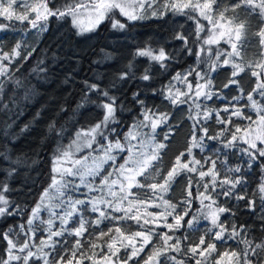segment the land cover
I'll return each mask as SVG.
<instances>
[{
    "label": "trees",
    "instance_id": "1",
    "mask_svg": "<svg viewBox=\"0 0 264 264\" xmlns=\"http://www.w3.org/2000/svg\"><path fill=\"white\" fill-rule=\"evenodd\" d=\"M72 2L73 0H50L49 7L63 11ZM238 2L239 0H216L215 7L225 8V13L229 17L240 16L248 22V36L240 48L241 55L246 57L248 54L251 55V52L254 55L259 54L261 45L257 44L253 33L256 29L263 28L264 22L260 20L262 14L259 9L243 5L233 11V6ZM114 19L124 23L125 28H113ZM197 19L200 24L203 23L207 27L206 21L198 12L190 10H185L183 13L169 12L157 18L135 21H129L117 14L112 19L106 18L91 31L79 32L71 16L62 19L49 17L43 30L39 27L32 28L27 21L22 23L15 19L7 20L0 17V24L7 26L0 29V52L11 54L16 45H20L19 55H13L10 61H5L8 71L6 75L0 77V85H2L0 87V182L7 184L9 190L4 194L16 208V214L13 216L0 217V232L7 231L10 227L14 228L15 232H20L15 226L25 224L32 208L40 202L41 195L52 184L53 177H57L54 169L56 165L61 164L59 156H63V151L68 150L75 157L84 156L90 151L89 148H83L79 153H72L73 144L78 140L77 133H80V136L84 135L96 124L101 123L105 115V109L101 105L107 103V99L96 91H89L87 87L89 84H96L100 90L108 91L109 96L116 98V111L115 119L101 129L103 136L98 135L95 143L107 145V141L108 143H115L116 140L124 142L128 130L143 121L145 112L166 115L168 119L161 123L154 133L157 143L166 145L160 150L161 159L153 165V174L157 169L161 173L156 177L155 182L162 183L164 176L175 164L176 157L192 147V136L195 131L197 143L201 147H192L191 155L182 157V162H188L194 157L201 161V165L196 167L200 171H208L211 164L205 163V160L209 157L217 160V187L215 191L210 187L205 193L203 185L211 183L210 176L201 180L198 172H181L175 177L166 193L157 192L155 197L147 189L134 188L132 192L140 201L155 200L162 205L160 199L162 197L163 200L176 206L173 215L168 216L167 223H174L173 216L183 215L188 211V215L184 216L182 221V227L173 230L164 227L163 223L156 222L141 227L133 220L115 221L111 218L97 225L91 221H95L99 214L92 213L89 205L88 209L83 210L84 219L90 222L86 226L87 231L81 237L69 234L79 226L80 216L74 215L66 225L68 231L60 237H53L55 247H45L44 253L47 254L49 264H58L62 257L63 264H67L68 260H72V264H76L77 261H82V264H104V257L111 255L107 244L114 242L116 247H119V241L112 240V237L118 234L114 231L109 233L110 228L114 229L117 226L122 229L125 236L150 228L155 229V234L144 250L131 260L128 259L131 248L119 247L118 259L117 256L111 257L113 264H144L154 250L164 248L162 242L164 233L172 236L169 245L179 239L180 251L169 249L157 258L156 264H173L171 257H175L176 261H182L183 264H196L197 260L201 264H216L218 260L222 262L229 258L232 259L233 264H243L242 260L222 254L232 251L242 253L245 248V244L241 242L244 236L257 243L264 239V193L259 190L264 184V158L250 160L249 156L242 152L243 148L248 147L242 140H238L232 148H227L224 144L231 139L232 133L240 137L243 136V130L249 128V120L243 117H250L254 122L257 120V113L250 107L247 94L252 93L258 82L257 78L252 76V71H260V69L248 68L247 65L241 64L245 70L236 77L239 87L232 85L224 88L232 77V64L224 65V57L221 56L222 62L219 67L213 71L211 65L217 59L216 53L229 51L230 45L224 41H220L219 44L204 45L205 30L196 34ZM181 35L185 40L178 39ZM201 46L205 51L197 55ZM161 48L168 57L163 62L155 61L149 56L136 55L138 50L142 49H151L153 54H158ZM209 48L211 52L208 51ZM188 49H191V52ZM129 64H131L130 68ZM205 64L212 81L211 92L214 95L197 103L183 100L184 103L178 101L173 104L166 92L169 82L177 73L183 72L188 67L198 65L201 69ZM125 72L128 73L127 77L121 79ZM145 74L151 77L147 81L141 79ZM189 79L194 82L195 76ZM198 80V83L202 81L200 78ZM241 89L242 99L234 101L233 97L241 95ZM134 93L139 94L138 100L143 101V105L134 99ZM253 95L259 104L264 102L259 95L255 93ZM224 108L230 110L239 108L243 116H231V111L224 112ZM209 110L218 111L219 117L213 112L206 119L203 113ZM230 116L231 120L228 123L217 122L218 119L228 121ZM252 125L253 123L251 127ZM170 128L172 134L165 140V134ZM201 128L208 130V136L202 141L199 139L203 135L199 130ZM237 128L242 131L236 132ZM225 129L227 131H224ZM221 132L223 135L218 136ZM213 136L218 138H208ZM95 143L91 149L95 148ZM121 159L123 155L118 162ZM224 161H227V165L223 163ZM237 166L241 169L239 173L228 172V168ZM226 177L240 178L243 181L232 188V194L227 197L219 194L229 190V185L221 188L219 184V181ZM98 178V175L91 178V182L95 183ZM138 180L140 183L145 182L141 178ZM189 181L192 185L191 197L187 194ZM147 182L154 181L149 179ZM200 193L210 195L216 201L214 208L219 206L230 210L220 214L218 223H223L229 232L232 225H236L241 232L240 236L226 239L224 242L214 239V233L219 229L214 228L210 220L204 219L211 201L201 197ZM77 195L82 197L81 199L85 196L90 197L87 187L83 185L78 191H73L72 198L75 199ZM238 196H243L245 199H237ZM185 200H190V204L185 203ZM133 201L139 203L135 199ZM249 202H253L252 207H249ZM151 205L150 203L149 206ZM104 207L101 205V208ZM124 207L126 208L127 205L124 204ZM160 207L164 212V207ZM168 211L173 210L168 209ZM45 213V211L41 212V220L46 222V218L42 217ZM133 214H136L135 210ZM112 215L120 216L123 213L113 212ZM194 216L197 219L193 226L189 227L187 221ZM36 223L40 224L34 225L38 237L45 224H41L38 220ZM59 225L60 222L58 225L55 222L54 231L60 230ZM240 225L245 226L247 231L240 230ZM209 229L212 231L209 232ZM15 232L13 239L25 237L23 233L16 237ZM101 232L109 234L100 237ZM201 236L205 237L206 242L202 247H206L207 243H215L216 250L210 255L206 253L205 256L190 254L188 249L198 244ZM78 239L82 247L76 250V255L73 257L72 252ZM137 241L138 245L139 240ZM92 244L96 247L93 248ZM6 247V241L0 238V256L4 255ZM84 257L92 259H84ZM253 259L254 262L260 259L264 264V253ZM30 262L35 264V261Z\"/></svg>",
    "mask_w": 264,
    "mask_h": 264
},
{
    "label": "snow or ice",
    "instance_id": "2",
    "mask_svg": "<svg viewBox=\"0 0 264 264\" xmlns=\"http://www.w3.org/2000/svg\"><path fill=\"white\" fill-rule=\"evenodd\" d=\"M49 2L50 0H37V2L35 3H28L27 0H0V17H4L7 20L15 19L22 23L27 21L32 28L39 27L40 30H43L44 25L47 23L49 17H59L62 19L65 16H71L73 24L77 28H79L80 32H84L93 30L103 20H105L106 18L112 19V17L117 14L127 18V20L129 21L143 19L144 16L142 15V11L145 8L146 2L150 5L151 0H73V2L68 4L63 11L60 9L54 10L53 8H50ZM18 5L22 6V11L19 13L15 10L16 6ZM214 5L215 0H183V2H181V0L171 2L170 0L169 5H166V7H171L173 11L178 13H183L185 12V10L198 12L200 17H203L205 20H207L212 25V29L209 31L208 37L203 41L204 45L219 44L221 40L226 39V42L230 44L232 50L230 52L223 53L217 52V59L212 62L211 69L214 71L217 67L220 66L221 56L226 57L225 59H223V64H232L233 71L232 77L230 78L229 82L224 85V88H229L232 85L239 87V82L236 77L240 72L244 71L245 68L241 67V65L238 63H233V60L241 55L239 49L244 43L246 24L244 22H240L239 24H236L235 27H225L226 24L233 25L234 20H226L224 12H220L217 15V13L214 11ZM242 5L252 9H259L260 13L264 15V0H258V2L257 0H239V2L233 6L232 10L235 11L236 8H239ZM137 9H139V11ZM155 14L156 13L153 12V15ZM83 15H87L89 18L87 26H85L80 19V17ZM5 27L7 26L4 24H0V29H4ZM112 27L123 29L125 28V24L121 23L118 19H114L112 21ZM204 30L205 29L202 25L199 24V20L197 19V33ZM258 35L261 38V45H264V28L260 29ZM178 39L185 40V37L181 35L178 37ZM19 48L20 45L17 44L16 48L13 49V52L11 54L0 52V75H4L6 73V69L2 64V61L4 59H10L13 55H19ZM188 51L191 52V49H188ZM204 51V47L201 46L196 54L200 55V53H203ZM208 51L211 52V49L209 48ZM136 55L149 56L151 57V59L158 62H163L168 59L163 48L159 49L158 54H153V51L151 49H142L138 50ZM254 66L260 69V71H252V76L256 77L258 82L255 88L252 90V93L247 94V100L250 102V107L257 113L258 126L256 129H252L251 124L256 122L252 121L250 117H243L249 120V128L243 130L245 135L237 137L235 133H232L231 139L226 141L224 144L225 147L232 148L235 147L238 140L244 141L248 145V147L243 148L242 152L244 154H247L250 160L264 158V104H259L253 95V93H255L256 95H259L262 99H264V79H261L262 77H264V63H257ZM130 67L131 64H129V68ZM246 67L251 68L253 67V65L249 64ZM127 75L128 73L125 72L120 78L124 79L125 77H127ZM189 75H192V70H190L187 75L184 76H182L180 73H177L174 79L182 80L187 84L188 89L191 90L193 85L187 80V76ZM197 75H199V73H197ZM150 78L151 77L148 74H145L141 77V79L145 81L149 80ZM201 79H205V77H201ZM0 87H2V85H0ZM87 87L89 91H96L102 94V96L108 101L107 103H103L101 105V107L105 109L103 120L101 121V123L96 124L91 128V133L94 135L88 136L87 134H85L84 138L89 141L85 144V146L90 148L92 146L90 141L92 139H95V135L103 136L101 129L107 126L109 121L115 119L116 98L109 96L108 91L100 90L98 85L96 84H89L87 85ZM211 87V79H205L204 84L198 83L196 85V96L211 98L214 95V93L210 91ZM138 95V93H134L133 97L134 99H137V101L141 105H143V101L138 100ZM187 95L188 93L179 91L173 94L171 90H169L168 98L173 104H176L178 101L180 103H184L185 101L180 100V97H186ZM242 96L243 90L241 89V95L233 97V100L239 101L240 99H242ZM197 107H199V105H197ZM223 111H231V116H243V113L239 108L231 110L229 108H224ZM213 112H215L217 117H219V112L216 110L204 111L203 115L207 119L213 114ZM231 116L229 117L228 121L218 119L217 122L228 123L231 120ZM167 119L168 117L166 115H162L159 119H155L150 115L149 112H145L144 121H149V125L144 126H150L152 132L155 133L158 124L164 123ZM142 124L143 122H140L133 127L136 128L141 126ZM195 127L196 126L194 125V129ZM199 130L203 133V135L199 137V139L202 141L205 137L208 136V130L206 128H201ZM224 131H227V129H225ZM240 131H242L240 128L236 129V132ZM171 134L172 129L170 128L169 132L165 134V140H167ZM80 135V133H77L78 138H80ZM220 135H223V132L218 134V136ZM136 138L137 137L134 136L130 131L124 138L127 142V147L119 140H116L115 143L109 142L103 148L104 156L100 157L98 159V162L96 158H93V163L89 166L82 163L81 160H73L71 161L73 167L65 168L63 172L60 173L61 180L58 181L55 177H53L52 184L48 189H45L44 193L41 195L40 202L37 203L34 208H32L31 215L26 220L25 224H19L15 226L16 228L20 229V232H15V229L12 227H10L7 231L0 232V238L6 241L7 244V247L4 250V255L0 256V264H13V262H17V264H19V262L21 261L22 264H30V261H35V264H40L41 260H43V264H49L47 254L44 253L43 246L47 245L49 247H55L53 237H60L68 231L66 225H68L69 220L72 219L74 215L80 216L79 226L73 229L69 234H74L76 237L83 236L87 231L86 226L90 223L88 220L84 219L83 210L88 209L89 205L91 206L92 213L99 214L98 218L95 221H91V223L97 225L102 223L103 220L111 218L115 221L133 220L136 221V223L141 227H143L144 225L155 224L158 220H162L164 222L163 226L168 228L169 230L182 227V221L184 220V216L188 215V211H185L183 215L173 216L174 223H167L168 216L173 215L176 206L170 204L167 200H163L162 197H160V199L162 200V205H158V207L163 206L164 212L160 213L159 216H153L149 213V218L143 219V225H141L142 217L139 214L138 209L141 206H146V203L145 201H140L139 197L132 192V189L134 187L147 189L151 191L153 193V196L155 197L157 192L166 193L173 183L175 177L181 172H198L201 180H203V178L207 176L211 177V183H205L203 185V187L205 188V193L210 187L213 191H215L218 183V173L216 171L217 160H213L210 157L205 160V163L211 164V167L208 169V171H200L196 166L201 165V161L196 160L194 157L188 162H182V157L191 155L192 147H201V145L197 143V136L194 131L192 136V147H189L186 152H182L179 156L176 157L175 164L167 172V175L164 176L163 182L157 183L155 182V180L156 177L160 176V170L157 169L155 171V174H153L152 169L154 163L158 162L161 159L160 150L164 149L166 145L164 143H155V137L153 135L152 141L154 143V147H152L150 151H140L139 149L144 148L143 142L140 143L139 148L137 147V145H133L131 143V141ZM208 138L217 139L218 137L213 136ZM113 150L128 152V158L124 161L123 164L115 166L114 162L116 160V157L112 155ZM62 155L63 157H69L70 152L68 150H65L63 151ZM83 159L87 160L88 158L84 157ZM108 161H112L114 163V171H116L118 175L123 176V181H126V183L118 182L117 180H111V183H109L112 173H108V175L105 176L100 182L99 189L102 193L100 197L89 198V196H85V198L83 199H72L71 197L65 198V193L68 189L78 191L81 185L87 187L90 194L94 189L92 186H90L88 178L96 177L97 175H99L100 169ZM223 163L227 165V161H224ZM129 164H131L132 167H128ZM54 170L59 172L58 169ZM240 171L241 169L239 166L235 168H228V172L239 173ZM125 172L127 173V175L124 174ZM71 176H79L80 184L77 185L67 179V177ZM138 177L143 179L145 182L140 183V180L137 179ZM149 179H152L154 182L148 183L147 181ZM241 183H243V181L240 178L229 179L226 177L222 181H219V184L221 188H223L224 185H229V190L223 191L219 194H222L226 197L230 196L232 194L231 189L234 188L237 184ZM117 184H119V194L116 191H113V188L117 186ZM191 187V181H189V187L187 190V194L189 197H191L192 195ZM105 188H107L108 190L106 196L110 197V199L105 198V195L103 194ZM8 190L9 189L7 184L5 182H0V217H10L16 214V208L11 205V202L6 198L4 194ZM259 190L261 193H264V184L260 186ZM52 191L55 192V197L49 194ZM205 193H200L199 195L204 199L210 200L211 203L207 206L208 211L204 215V219L210 220L213 227L219 229L218 231H215L214 239L224 242L226 239H233L240 236L241 232L238 230V227L236 225H232L231 231L229 232L228 228H226L223 223H218L220 214L229 212L230 210L219 206L214 208L213 205L216 204V201L213 200L210 195H206ZM130 197H133V199L139 201V204H134L133 199H130ZM237 199L243 200L245 199V197L238 196ZM45 201H48V203L45 204ZM124 202H127L128 204L126 208L124 207ZM185 203L190 204V200H185ZM201 203L203 204V199L201 200ZM101 205H104L105 207L101 208ZM252 206L253 202H249V207ZM42 208L49 211L50 213L51 218L46 222L40 220L39 213L41 212ZM57 208L61 210L60 214L56 213L55 209ZM134 209L136 211V214H133ZM168 209H172L173 211L170 212L168 211ZM113 212H122L123 215H112ZM56 218H58L60 221V230L54 231L52 226L54 219ZM196 219L197 218L194 216L191 220L187 221L188 226H193V223L194 221H196ZM36 220H40L41 224H46L48 232L47 240H41L40 242L41 247L38 249L39 255L31 250V248L35 246L31 241V237H34L36 234L34 226ZM239 229L247 231L245 226L243 225H240ZM113 231L118 235L112 237V240H118L119 247L131 248V255L128 256L129 260H131L135 256H138L139 253L144 250L145 246H147L151 242L152 235L155 234L154 228L138 231L132 233L130 236H125L122 229L118 226L114 229H109V233H112ZM208 231L211 232L212 229H209ZM14 232L16 237H19L21 233H23V235L25 236L23 244L18 245V241L12 238ZM109 233L101 232L100 237L108 235ZM137 240H139L138 245L136 243ZM170 240H172V236L164 233L162 235L164 248L154 250L152 255H150L148 259L145 260L144 264H154V262L157 261V258L164 252H167L169 249L180 251L179 239H177L174 244L169 245L168 242ZM241 242L245 244V248L243 249L242 253H238L235 251L225 252L222 254V256L235 257L238 260H242L243 264H262V261L260 259H256L254 262L253 258L257 257L260 253H264V239L257 243L255 240H250L247 238V236H244ZM205 243V237L201 236L199 243L188 249L189 253L193 255L198 254L199 256H205L206 253L210 255L216 250L215 243H207L206 247H202L205 245ZM91 246L93 248L96 247L95 244H92ZM81 247V241L79 239L76 240L75 250L72 252L73 257H75L76 255V250H79ZM119 247H116L114 242H109L107 244V248L111 255L104 257V264H113L111 257L117 256ZM114 248L115 251H113ZM17 252L26 254L18 255L16 254ZM84 259L92 258L84 257ZM171 259L173 260V264H183L182 261H176L175 257H171ZM58 264H63V257L61 258V261L58 262ZM67 264H72V260H68ZM76 264H82V261H77ZM196 264H201V262L197 260ZM216 264H221V262L218 260Z\"/></svg>",
    "mask_w": 264,
    "mask_h": 264
},
{
    "label": "rangeland",
    "instance_id": "3",
    "mask_svg": "<svg viewBox=\"0 0 264 264\" xmlns=\"http://www.w3.org/2000/svg\"><path fill=\"white\" fill-rule=\"evenodd\" d=\"M28 3H35L37 2V0H27ZM171 2H176V0H171ZM181 2H183V0H181ZM170 3V0H151V3L150 5L147 4L146 2V5H145V8L143 9L142 11V15L144 16L143 19H149L151 17L153 18H157V17H160V16H163L164 14L166 13H169V12H175L171 9V7H166V5H169ZM215 4H216V0H215ZM217 5V4H216ZM216 5H214V11L217 13V15L220 13V12H224L225 14V18L226 20H234V24L233 25H225V27H235L236 24H239L240 22H244L246 24V32H245V36H244V41L246 40L247 36H248V29H249V25H248V22L244 21L243 18H241L240 16H238L237 18H234L235 15H233V18L232 17H229L227 15V13H225L226 9L225 8H218L216 9L217 7H215ZM15 10L19 13L22 11V6H16ZM139 11V9H137ZM153 12H155L156 14L153 15ZM199 14V13H198ZM202 19H204L203 17H201ZM82 23L87 26L88 25V22H89V18L87 15H83L80 17ZM262 23L264 22V15L261 16V19ZM204 21H206L207 23V27L205 24L203 23H199L200 25L203 26V28L205 29V39L208 37L209 35V31L212 29V25L204 19ZM98 26V25H97ZM96 26V27H97ZM76 27V26H75ZM95 27V28H96ZM94 28V29H95ZM192 29V26L190 27ZM263 28H264V24H263ZM76 29L80 32L79 28L76 27ZM261 29V28H260ZM260 29H256L255 32L253 33L254 37L257 39V44L259 45L260 43V37L258 35ZM187 30V29H186ZM195 30H196V34H200L201 32L197 33V23L195 24ZM85 32V31H84ZM204 39V40H205ZM221 41H224L226 42V39L225 40H221ZM227 43V42H226ZM229 44V43H228ZM230 45V44H229ZM261 45V43H260ZM27 48V47H26ZM26 48H22V49H26ZM241 48V47H240ZM232 49H231V46H230V50L229 51H225V52H230ZM240 50V49H239ZM240 53H241V50H240ZM258 53L259 54H256L255 55L253 54V52H251V55L248 54L245 56H242L240 55V57H236L234 60H233V63H238V64H243V65H249V64H252L253 67L251 68H258V67H255L254 65L257 64V63H264V45H261V48L258 50ZM210 58V56H209ZM226 57H224L225 59ZM6 60H9V59H4L2 61V64L3 66L5 67L6 69V73L4 75L7 74V71H8V65L5 63ZM10 61V60H9ZM222 62V60H220V63ZM206 68H207V65L205 64L201 69L198 68V65H193V66H190L188 67L186 70H184L183 72H181L180 74L182 76L184 75H187V73L192 70V75H189L187 76V80L189 83H191L193 85L192 89L189 90L188 87H187V84L184 83L182 80H176L174 79V77H176V75L173 77V79L169 82V84L167 85V88H166V92H167V95L169 96V90H171V92L173 94H175L177 91L179 92H186L188 93V95L185 97V96H181L180 97V100H188L190 102H193V103H197L199 102L200 100L204 99L205 97L204 96H199L197 97L196 96V85L198 84L199 82V78L201 79V77H205V79H211L210 76H208V73L206 71ZM197 73H199V75H197ZM2 75H0L1 77ZM191 76H195V80L194 82H192V79H189V77ZM205 79H201L202 81L199 83V84H204L205 83ZM211 91V89H210ZM260 97V96H259ZM264 101V99H263ZM264 104V102L262 103ZM150 115L155 118V119H159L162 115L159 113H150ZM140 122H143V124L139 127H136L134 128L133 126L128 130L127 134L131 131L132 134L134 136H136L137 138L132 140L131 143L133 145H137V147L139 148V145L141 142H143L144 144V148L143 149H139L140 151H150L152 147H154V143L152 141V137L153 135H155L152 130H151V127L150 126H144V125H149V121H140ZM139 122V123H140ZM256 123H253L252 125V129H256L257 126H258V120L255 121ZM137 123V124H139ZM135 124V125H137ZM161 123L158 124V126L160 125ZM157 126V127H158ZM157 129V128H156ZM88 136H92L94 134L91 133V130H89L87 133ZM85 134L80 136V138H77L78 140L73 144V149H72V153H79L81 151V149L83 148H89V147H86L85 144L88 143L89 141H87L84 137H85ZM245 135V133H243V136ZM98 135H95V139H92L90 142H91V145H93L95 142H96V137ZM101 136V135H99ZM155 137V136H154ZM105 140V139H103ZM102 140V141H103ZM122 144H125L126 147H127V142L124 140V142H121ZM155 143H157L156 139H155ZM95 148L94 149H91V147L89 148L90 151L84 155V156H81V157H75L73 154H70L69 157H63V156H59V160H60V163L61 164H58L56 165L55 169H58L59 172L56 171V174H57V177L56 179L59 181L61 180V175L60 173L63 172V170L65 168H69V167H73V164L71 163V161L73 160H81L82 163L86 164V165H92L93 163V158H96L97 162H98V159L100 157H103L104 156V151H103V148L106 146L104 144H97L95 143ZM107 144H108V141H107ZM81 145V147L79 148V146ZM79 149V150H77ZM112 155H114L116 157V160H115V166H118L120 164H123L124 161L128 158V152L127 151H119V150H113L112 151ZM123 155V159H121V161L118 162V159L120 158V156ZM84 157H87L88 159L87 160H84L83 158ZM114 163L112 161H108L107 163H105L102 168L100 169V174L98 175L99 178L97 181H95V183L91 182V178H94V177H90L88 178V181H89V184L90 186L93 187V191L89 194V189L87 188V192L88 194L90 195L89 198H92V197H100L102 195L100 189H99V186H100V182L101 180L108 175V173H112V176L109 180V183H111V180H117L118 182H124L126 183V181H123V176H120L117 174L116 171H114ZM78 167V166H77ZM128 167H132L131 164L128 165ZM125 175H127V173L125 172L124 173ZM139 178V177H138ZM137 178V179H138ZM68 180H70L71 182H75V183H80V179H79V176H71V177H67ZM135 188V187H134ZM133 188V189H134ZM132 189V190H133ZM107 188L104 189V195H105V198H108L110 199V197H107L106 196V193H107ZM113 191H116L118 194H119V184H117V186H115L113 188ZM82 193V192H80ZM50 195L54 196L55 197V192L52 191L49 193ZM73 190L72 189H68L65 193V198L67 197H73ZM79 196L77 195L75 199H81L80 197L78 198ZM73 199V198H72ZM131 199V197H130ZM55 202V201H54ZM48 201H45V204H47ZM134 204H139V203H136L135 201H133ZM146 203V206H141L138 211H139V214L141 215L142 219H146V218H149L148 214H152L153 216H159L160 213L163 212L162 210V207H158V203L153 200L152 202H145ZM150 203L152 204L151 206ZM125 205L128 206L127 202H124ZM135 210V209H134ZM42 211H45V215L42 216V217H45L46 218V221L48 219H50V213L49 211L45 210L44 208L41 209V212ZM56 213L57 214H60L61 210L59 208L55 209ZM41 212L39 213V216H40V220L42 219L41 218ZM136 212V211H135ZM38 220V221H40ZM37 220L35 221V225H40L39 223H36ZM55 222H57V225L59 224V219L56 218L54 219V222H53V226L54 227V224ZM157 223H163L164 222L162 220H158ZM60 226V225H59ZM58 226V227H59ZM57 227V228H58ZM56 229V228H53V230ZM36 228H35V232H36ZM31 235V234H29ZM47 235H48V232H47V225L45 224V227H42V232L40 233V235H38V237H36V234L34 237H31V241L32 243L35 245L34 247L31 248V250L35 253H37L39 255V252H38V249L41 247V240H47ZM18 241V245L20 244H23L24 243V240H25V237L24 238H17L16 239ZM136 243H138V241H136ZM47 245L43 246V250H45V247ZM16 254L18 255H25L26 253H19L17 252ZM31 263V262H30ZM43 263V260H41L40 264ZM156 262H154V264H156ZM13 264H17V262H13ZM19 264H22V261L19 262ZM221 264H233V261L231 258H229V260H223L221 262Z\"/></svg>",
    "mask_w": 264,
    "mask_h": 264
}]
</instances>
